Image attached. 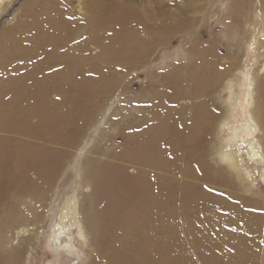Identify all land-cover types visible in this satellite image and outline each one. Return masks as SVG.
<instances>
[{
	"label": "bare ground",
	"instance_id": "6f19581e",
	"mask_svg": "<svg viewBox=\"0 0 264 264\" xmlns=\"http://www.w3.org/2000/svg\"><path fill=\"white\" fill-rule=\"evenodd\" d=\"M42 1L41 14L0 37V264H22L24 247L57 216L53 241L75 228L88 249L81 264H264V195L251 196L248 170L264 183V0L225 8L237 51L253 49V71L240 52L222 64L211 40H196L201 63L186 77L175 67L171 93L105 162L82 143L116 100L97 101L196 25L195 0L177 18L174 0H78L75 11L72 0ZM202 1L199 10L214 2ZM226 80L221 114L212 98ZM243 85L249 113L237 112Z\"/></svg>",
	"mask_w": 264,
	"mask_h": 264
},
{
	"label": "rangeland",
	"instance_id": "374dc122",
	"mask_svg": "<svg viewBox=\"0 0 264 264\" xmlns=\"http://www.w3.org/2000/svg\"><path fill=\"white\" fill-rule=\"evenodd\" d=\"M160 1L163 0H159L158 2ZM216 1L214 0V2H211V8L199 10V8L204 5V1L195 0L194 6L197 7L195 13H198V21L196 22V25L194 27L191 26L192 28H190L186 34H179L176 36L175 40L178 41L175 42L174 40L169 49L166 48V50H161L160 53L157 51V58L153 63L146 66H136V70H134L136 72L132 70V72L130 71L127 73L126 77L122 75V78L118 79L120 82L118 83V86L115 87L111 98L107 99L104 97L97 101L99 104H103L110 103V101L114 99L116 100L111 106L107 119L104 120L103 124H100L101 128L97 124L99 121L94 120L91 126L87 128L83 136V138H85L82 143L87 141V149H89L88 152L93 154L92 157L96 160L105 159L102 161L105 162L107 156L110 155L111 157L115 150H118L123 146L125 131H133L139 128V124H143V121L145 123L150 120L149 117L153 114L156 103H160L169 93H171L170 79L174 75L175 67L182 66L181 74H184L186 77V74H189L190 69L193 68V66L201 63L200 58L197 55L198 53L192 50L196 40H200L204 43L211 40V42L215 45L216 53L220 57L222 64L228 62V57L230 55L236 53L239 54L240 52L238 60L239 63L242 64L244 62V64H248L250 72L253 71V66L256 63L255 57L253 56V49H249V55L245 57L241 43L238 47L240 49L238 52L236 45H234L237 36L235 37L233 43V30H226V26L223 24V22L228 20V14L225 9L228 0H221L220 4H217L218 2ZM42 2V0H3L2 3H0V37L14 27L21 18H24L25 20L23 19V21L28 23L37 13L41 14L42 7L39 4ZM173 2L175 3L170 5L169 9L173 12L176 18L180 17L179 10L188 6V0H174ZM70 4L72 5L74 11L76 9L75 6L80 5L78 0H72V3ZM40 7L41 9H39ZM238 41L240 43L239 39ZM112 72L114 71L112 70ZM235 74L240 75V72H233L232 75ZM114 79L117 80L116 78ZM226 82L228 83V80L224 81L221 88L213 94L214 97L212 98L213 106L211 109L214 108L213 110L221 112V114L226 113L227 106L229 104L228 99L230 95L228 88L226 87ZM243 91L244 93L247 92L246 85L242 86L240 93L243 105L241 106V109H243H239L240 111L238 110L237 112L242 113L245 111L249 113L255 108V103L252 97H250V100L247 99V93L243 95ZM246 100L248 102L247 104ZM194 102L196 101L194 100L188 104L189 111L194 109V106L196 105ZM103 109L105 110V105L100 110L96 119H99V117L102 116V111H104ZM229 118L230 126L224 128V132H226H223L224 137L229 133L228 128L232 126V116L230 117L229 115ZM214 129L215 133H213V137L215 140L217 138L216 135L221 133V125L217 127L216 124ZM256 130L257 131H255L254 134H257L258 127ZM96 147L97 150H95ZM110 157L107 162L113 161ZM248 170L253 177V182L250 186L251 196L259 199L262 203L263 199L261 198V195H264V183L260 180L259 170L256 167H250ZM67 173L68 172L65 171V175ZM58 183H60V180ZM74 187L75 186L72 185L70 188L71 190L69 189L63 193L62 196H59L57 201L58 204H56L60 210L65 199L72 195V189ZM59 208L57 209L58 215L60 212ZM57 222L58 216L55 224H50V218L46 217L44 224L42 225L44 226L43 228H41V225L39 224L38 226L36 225L32 228L33 231H36V228H41L39 229L41 234H38V239H34L35 246H32L33 248H29L28 243L24 247L26 253L23 257L24 260L23 258L21 260L22 264H81V262L84 261L85 257L83 254L86 253L88 249L83 244L85 241L78 236L77 232H75V228L71 229L72 233L65 231L61 240L54 243L53 225H56ZM69 242L74 245L72 247H68L67 244Z\"/></svg>",
	"mask_w": 264,
	"mask_h": 264
}]
</instances>
